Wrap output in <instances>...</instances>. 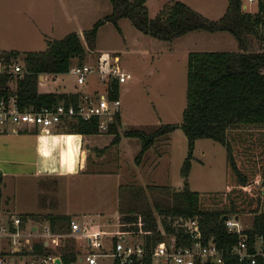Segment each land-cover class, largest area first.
I'll list each match as a JSON object with an SVG mask.
<instances>
[{
    "label": "trees",
    "instance_id": "trees-1",
    "mask_svg": "<svg viewBox=\"0 0 264 264\" xmlns=\"http://www.w3.org/2000/svg\"><path fill=\"white\" fill-rule=\"evenodd\" d=\"M112 11L99 18L92 27L84 30L88 47H96V38L101 23L113 20L119 30V18L126 16L142 31L151 35L173 39L190 30L203 28L210 31L228 30L239 41V50H193L188 54L187 103L181 122H164L153 131L128 129L126 134L141 139V148L136 156L141 161L146 150L159 137L181 126L188 137V154L182 166L186 178L183 187L169 184L124 185L128 192V211L122 215L123 228L138 229L139 219L148 231L141 234V242L150 249L166 233H176L179 243L188 242L181 225L180 216L196 217L205 238L215 236L219 245L228 249L238 240L239 234L228 229L223 214H253L252 228L246 231L251 240L264 232V0H255L258 8L251 11L245 0H228L226 11L219 18H210L184 0H170L151 17L147 0H110ZM254 35L262 48L248 49L249 37ZM87 53V46L77 30H70L61 37L47 39L43 50L27 51L21 58L23 70L18 75L0 74V95L14 90L21 108H38L60 101L78 103L81 92L44 91L39 89L40 76L46 72L68 71L72 58L79 62ZM6 59L19 57L17 49H0ZM111 95L117 96L120 83L114 79ZM118 112L110 123L109 131L115 132L112 142L120 140ZM99 118L73 117L68 121L70 131L83 133L100 132ZM211 137L222 142L227 150L226 186L223 189H193L187 177L192 165L196 139ZM4 175L0 172V211L2 209ZM160 189L166 194L164 200H146V189ZM126 193V192H125ZM127 195H125V198ZM134 198L143 200L135 202ZM146 200V201H145ZM130 209V210H129ZM156 212L160 213V219ZM26 215V214H25ZM34 215V214H31ZM45 218L55 230L68 231L70 213L48 212ZM150 230V231H149ZM114 235L112 243L116 241ZM40 248H42L40 246ZM50 250V249H49ZM64 264L78 259L81 246L76 238L67 236L61 245L54 248ZM152 256L146 255L144 264H152ZM113 264L121 263L114 258ZM138 264V263H133ZM225 264H249L235 255H226Z\"/></svg>",
    "mask_w": 264,
    "mask_h": 264
},
{
    "label": "rangeland",
    "instance_id": "rangeland-1",
    "mask_svg": "<svg viewBox=\"0 0 264 264\" xmlns=\"http://www.w3.org/2000/svg\"><path fill=\"white\" fill-rule=\"evenodd\" d=\"M170 0H147L148 11L154 17ZM210 18H219L228 6V0H184ZM246 1L247 9L255 11L256 2ZM112 11L110 0H0V49H17L21 58L27 51L43 50L47 39L61 37L70 30L81 33L87 46L83 59L95 62L107 53H119L120 64L129 72V78L119 85L121 98L118 132L120 140L112 142L115 132L103 130L87 133L91 138L88 167L76 174L63 175L59 182L61 189L56 209L60 211L88 210L108 233L99 254L100 264H113L110 253L112 240L117 230L123 228L122 215L128 211V192L124 185L169 184L181 188L186 182L182 166L188 154V137L179 125L167 135L159 137L146 150L141 161L136 156L141 148V139L126 134L128 129L153 131L164 122H181L187 103L188 54L193 50H239L238 39L228 30L210 31L193 29L173 39H164L139 29L129 17L119 18L121 30L113 20L107 19L98 29L96 47L90 49L84 37V30ZM248 49L262 48L258 37L250 35ZM79 57L72 58L68 71L46 72L40 77L39 89L44 91H67L92 93L91 84L79 82L72 68ZM97 86L101 89L102 84ZM9 128L14 125L8 123ZM227 150L225 145L211 137L196 139L190 173L187 177L193 189H223L226 186ZM14 178V179H12ZM5 192L18 191V207H29L31 202L22 196L20 190L29 183H35L32 174L5 177ZM146 189V200H164L166 194L160 189ZM4 192V199L7 200ZM126 192V193H125ZM125 195L127 197L125 198ZM10 195L7 204L3 202L0 212L11 209ZM134 198L133 200H135ZM145 200V201H146ZM135 202L143 200L136 199ZM32 207V206H31ZM130 210V209H129ZM72 215V214H71ZM160 219L161 214L156 212ZM72 218L78 216L72 215ZM243 224H251L253 214H241ZM84 224V223H83ZM97 224L89 225V230ZM97 225V227H99ZM141 237V235H140ZM81 241V243H80ZM84 249L90 248L86 239H76ZM75 264H90L78 258Z\"/></svg>",
    "mask_w": 264,
    "mask_h": 264
},
{
    "label": "built area",
    "instance_id": "built-area-1",
    "mask_svg": "<svg viewBox=\"0 0 264 264\" xmlns=\"http://www.w3.org/2000/svg\"><path fill=\"white\" fill-rule=\"evenodd\" d=\"M102 53L95 62H78L72 68L77 73L79 82H88L92 87L91 94L81 93L78 103L60 101L38 108H21L14 90L8 95H0V129H7L9 125L6 124L13 123L11 128L15 130L35 126L41 132H51L73 117L90 119L97 116L99 130H108L121 108V98L119 94L111 95L110 83L114 79L119 83L124 82L130 74L120 64L119 53ZM22 70L23 64L19 58L8 60L0 55V74L9 73L13 76L20 74ZM98 83L102 84L101 89L97 86ZM240 216L229 214L225 218L228 229L239 234L238 240L228 249L219 245L215 236L205 238L198 218L180 216L181 225L186 227L184 234L189 239L188 242L179 243L176 233H166L164 239L147 249L141 242L140 235L148 230L143 227L140 218L138 229L122 228L116 231L117 239L113 242L110 253L124 264H144L148 254L152 256V264H225L227 254L244 259L249 264H264V232L257 233L254 240H251L246 230L252 228L253 221L245 225ZM106 233L101 229L90 231L76 218L71 219L68 231H61L53 229L47 222L34 223L31 217L16 211L1 213L0 264H64L61 255L54 248L61 245L67 236L86 239L90 248L84 249L81 246L78 258L90 264H100L98 255L109 253L99 250L105 244ZM57 256L61 257V263L57 262Z\"/></svg>",
    "mask_w": 264,
    "mask_h": 264
},
{
    "label": "crops",
    "instance_id": "crops-1",
    "mask_svg": "<svg viewBox=\"0 0 264 264\" xmlns=\"http://www.w3.org/2000/svg\"><path fill=\"white\" fill-rule=\"evenodd\" d=\"M86 134L70 131L67 123L51 132H41L35 126L19 130L0 129V172L4 175L2 204L3 202L7 204L10 195L8 204L11 209L8 212L26 214L34 223H50L44 216L48 212L70 213L78 216L77 220L86 227L94 224L99 226V219L93 217L88 210L60 211L55 208L57 203L61 202L57 198L61 190L60 184L57 187L55 181L59 182L63 175L80 173L89 165L91 138L85 139ZM20 174L35 176V183H29L24 191L20 190L22 196L26 193L32 194L30 197L28 195L24 197L30 202L32 200V207H18L16 204L18 191L11 189L6 193L4 190L5 177L7 175L17 177ZM4 192L7 200L4 199ZM97 225L94 230H104Z\"/></svg>",
    "mask_w": 264,
    "mask_h": 264
},
{
    "label": "water",
    "instance_id": "water-1",
    "mask_svg": "<svg viewBox=\"0 0 264 264\" xmlns=\"http://www.w3.org/2000/svg\"><path fill=\"white\" fill-rule=\"evenodd\" d=\"M40 77H43V74H41ZM222 217H223V218H228V217H229V214H228V213H225V214H223ZM56 260H57L58 263H61V257H60V256H57V257H56ZM71 264H74V263H71Z\"/></svg>",
    "mask_w": 264,
    "mask_h": 264
}]
</instances>
